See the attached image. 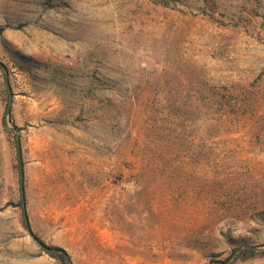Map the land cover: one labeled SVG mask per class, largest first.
I'll list each match as a JSON object with an SVG mask.
<instances>
[{"label": "rangeland", "instance_id": "obj_1", "mask_svg": "<svg viewBox=\"0 0 264 264\" xmlns=\"http://www.w3.org/2000/svg\"><path fill=\"white\" fill-rule=\"evenodd\" d=\"M0 28V264H264V0H0Z\"/></svg>", "mask_w": 264, "mask_h": 264}, {"label": "trees", "instance_id": "obj_2", "mask_svg": "<svg viewBox=\"0 0 264 264\" xmlns=\"http://www.w3.org/2000/svg\"><path fill=\"white\" fill-rule=\"evenodd\" d=\"M3 31V28H0V33ZM0 67L2 68V70H5V68L3 67V65L0 63ZM20 179H21V176H20ZM20 204H21V208L23 209V216L25 218L24 220V225L25 227L28 229L29 226H28V223L26 222V215H25V212H24V206L22 205V202L24 200V194H23V187L21 186L20 187ZM39 244H41L42 246H45L48 248L47 252L53 256V257H56L59 262L61 264H72L71 260H70V257L69 255L66 253V251L64 249H62L61 247L59 246H54V245H47V244H44L42 241H38ZM46 250V249H45ZM260 250L257 249L256 247H246V248H243V249H240L239 251L235 252L236 255H239V254H248V255H253L257 252H259Z\"/></svg>", "mask_w": 264, "mask_h": 264}, {"label": "water", "instance_id": "obj_3", "mask_svg": "<svg viewBox=\"0 0 264 264\" xmlns=\"http://www.w3.org/2000/svg\"><path fill=\"white\" fill-rule=\"evenodd\" d=\"M20 176H21V178H22V171H21V173H20ZM41 245V244H40ZM42 246V245H41ZM44 249H46V250H48V248L47 247H45V246H42Z\"/></svg>", "mask_w": 264, "mask_h": 264}]
</instances>
